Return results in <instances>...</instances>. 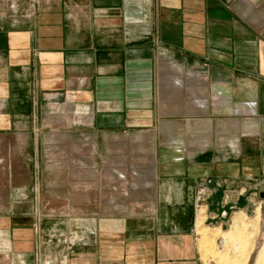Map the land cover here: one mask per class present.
<instances>
[{
  "label": "crops",
  "instance_id": "0c3cea01",
  "mask_svg": "<svg viewBox=\"0 0 264 264\" xmlns=\"http://www.w3.org/2000/svg\"><path fill=\"white\" fill-rule=\"evenodd\" d=\"M26 3L0 13V132L37 165L60 144L49 197L94 216L70 264H204L201 206L225 231L264 190V0Z\"/></svg>",
  "mask_w": 264,
  "mask_h": 264
},
{
  "label": "rangeland",
  "instance_id": "374dc122",
  "mask_svg": "<svg viewBox=\"0 0 264 264\" xmlns=\"http://www.w3.org/2000/svg\"><path fill=\"white\" fill-rule=\"evenodd\" d=\"M19 2L25 13L28 0H0V13L10 15ZM23 143L13 131L0 132V264H70L77 247L91 243L94 216L73 214L66 199L49 197L63 187L60 144L44 151L37 165ZM79 201L92 209V200ZM246 203L248 212L224 224L225 231L203 224L201 206L204 264H264V197L253 193Z\"/></svg>",
  "mask_w": 264,
  "mask_h": 264
},
{
  "label": "water",
  "instance_id": "95a60500",
  "mask_svg": "<svg viewBox=\"0 0 264 264\" xmlns=\"http://www.w3.org/2000/svg\"><path fill=\"white\" fill-rule=\"evenodd\" d=\"M259 194H260V196L264 197V190H261V191L259 192Z\"/></svg>",
  "mask_w": 264,
  "mask_h": 264
}]
</instances>
